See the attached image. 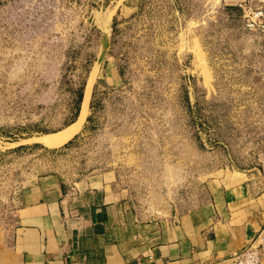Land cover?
<instances>
[{"label":"rangeland","instance_id":"1","mask_svg":"<svg viewBox=\"0 0 264 264\" xmlns=\"http://www.w3.org/2000/svg\"><path fill=\"white\" fill-rule=\"evenodd\" d=\"M247 4L0 0V264H16L35 187L102 182L114 225L136 231L234 181L264 189V33Z\"/></svg>","mask_w":264,"mask_h":264},{"label":"crops","instance_id":"2","mask_svg":"<svg viewBox=\"0 0 264 264\" xmlns=\"http://www.w3.org/2000/svg\"><path fill=\"white\" fill-rule=\"evenodd\" d=\"M210 207L163 229L114 225L106 185L54 183L26 194L10 260L16 264H229L264 228V189L232 182ZM122 212L119 217H122ZM264 264V249L260 259Z\"/></svg>","mask_w":264,"mask_h":264},{"label":"built area","instance_id":"3","mask_svg":"<svg viewBox=\"0 0 264 264\" xmlns=\"http://www.w3.org/2000/svg\"><path fill=\"white\" fill-rule=\"evenodd\" d=\"M260 4L243 7L242 16L246 19V25L250 29H256L264 33V0H258ZM264 249V228L258 233L252 243L237 250L229 257V264H261L260 259ZM148 259L154 264V256L149 254Z\"/></svg>","mask_w":264,"mask_h":264},{"label":"trees","instance_id":"4","mask_svg":"<svg viewBox=\"0 0 264 264\" xmlns=\"http://www.w3.org/2000/svg\"><path fill=\"white\" fill-rule=\"evenodd\" d=\"M230 7H231V6H230ZM77 100H78V105H77V107H76V110H75L74 116L72 117V119H71V121H70L69 123L73 122V121L76 119L77 115H78V112H79V104H80V100H81V95H80V93H79V96H78ZM69 123H68V124H69Z\"/></svg>","mask_w":264,"mask_h":264},{"label":"bare ground","instance_id":"5","mask_svg":"<svg viewBox=\"0 0 264 264\" xmlns=\"http://www.w3.org/2000/svg\"><path fill=\"white\" fill-rule=\"evenodd\" d=\"M112 11L105 16V18L103 19V22H106V21H108L110 19L111 15H112Z\"/></svg>","mask_w":264,"mask_h":264},{"label":"water","instance_id":"6","mask_svg":"<svg viewBox=\"0 0 264 264\" xmlns=\"http://www.w3.org/2000/svg\"><path fill=\"white\" fill-rule=\"evenodd\" d=\"M81 105V104H80Z\"/></svg>","mask_w":264,"mask_h":264}]
</instances>
